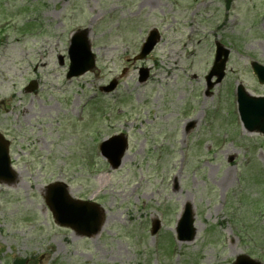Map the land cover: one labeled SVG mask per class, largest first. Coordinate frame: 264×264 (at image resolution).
<instances>
[{"label": "rangeland", "instance_id": "rangeland-1", "mask_svg": "<svg viewBox=\"0 0 264 264\" xmlns=\"http://www.w3.org/2000/svg\"><path fill=\"white\" fill-rule=\"evenodd\" d=\"M79 26L91 29L97 69L66 80L56 54ZM151 27L162 40L139 84L140 64L125 60ZM215 41L230 58L206 96ZM252 60L264 65V0H0V134L18 176L0 183V264H233L240 254L264 264V136L238 128L235 112L238 83L264 95ZM112 79L115 91L100 92ZM120 133L129 146L112 170L98 144ZM56 181L104 209L96 236L54 222L43 190ZM186 204L196 236L178 243Z\"/></svg>", "mask_w": 264, "mask_h": 264}, {"label": "water", "instance_id": "water-1", "mask_svg": "<svg viewBox=\"0 0 264 264\" xmlns=\"http://www.w3.org/2000/svg\"><path fill=\"white\" fill-rule=\"evenodd\" d=\"M224 61L216 64L213 68L209 79L216 75L218 83L223 76ZM254 72L257 74L260 82H264V68L253 64ZM209 84V87H212ZM238 102L241 120L244 127L248 130H257L264 133V98H250L241 87L238 89ZM5 143L0 138V180L12 181L9 174V159ZM126 149V140L124 138H114L101 145L102 154L108 159L112 168H118L121 164ZM45 200L50 207L56 222L62 226H69L77 232L78 235L91 236L96 234L101 226L102 217L100 218L97 207L78 201H73L67 196L65 186L62 184H53L47 187ZM186 214V213H185ZM187 219L180 223L177 230L179 241H191L194 237L195 230L191 226L192 220L188 214ZM158 229V225L153 227L152 233ZM236 264H254L241 257ZM256 264V263H255Z\"/></svg>", "mask_w": 264, "mask_h": 264}]
</instances>
